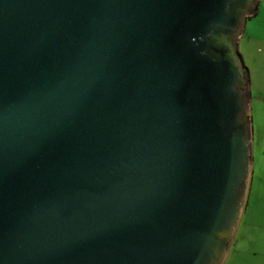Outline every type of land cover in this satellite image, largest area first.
I'll return each mask as SVG.
<instances>
[{
	"label": "water",
	"instance_id": "obj_1",
	"mask_svg": "<svg viewBox=\"0 0 264 264\" xmlns=\"http://www.w3.org/2000/svg\"><path fill=\"white\" fill-rule=\"evenodd\" d=\"M258 1L0 0V264H223Z\"/></svg>",
	"mask_w": 264,
	"mask_h": 264
},
{
	"label": "rangeland",
	"instance_id": "obj_2",
	"mask_svg": "<svg viewBox=\"0 0 264 264\" xmlns=\"http://www.w3.org/2000/svg\"><path fill=\"white\" fill-rule=\"evenodd\" d=\"M257 46L246 39L237 41L249 83L252 166L244 211L223 264L231 263L235 247L239 251L235 264H261L264 260V49L260 54Z\"/></svg>",
	"mask_w": 264,
	"mask_h": 264
},
{
	"label": "crops",
	"instance_id": "obj_3",
	"mask_svg": "<svg viewBox=\"0 0 264 264\" xmlns=\"http://www.w3.org/2000/svg\"><path fill=\"white\" fill-rule=\"evenodd\" d=\"M238 39H246L248 42L258 45L256 52L260 54L262 53L264 49V0H259L257 2L254 12L247 18L244 31ZM232 245L233 241L230 245L228 253ZM233 252L234 256L232 257L230 264H235V262L237 263V258H235V255L239 253L238 247H235ZM260 262L261 264H264V260H261Z\"/></svg>",
	"mask_w": 264,
	"mask_h": 264
},
{
	"label": "flooded vegetation",
	"instance_id": "obj_4",
	"mask_svg": "<svg viewBox=\"0 0 264 264\" xmlns=\"http://www.w3.org/2000/svg\"><path fill=\"white\" fill-rule=\"evenodd\" d=\"M256 5H257V2L255 3V7H254V10H255V8H256Z\"/></svg>",
	"mask_w": 264,
	"mask_h": 264
}]
</instances>
